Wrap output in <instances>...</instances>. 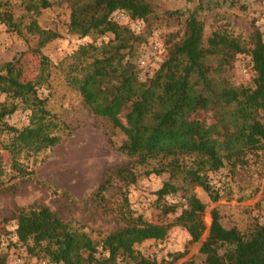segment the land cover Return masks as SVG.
I'll return each mask as SVG.
<instances>
[{"label": "trees", "instance_id": "1", "mask_svg": "<svg viewBox=\"0 0 264 264\" xmlns=\"http://www.w3.org/2000/svg\"><path fill=\"white\" fill-rule=\"evenodd\" d=\"M62 3L69 10L65 26L70 36L113 37L98 45L79 46L65 68V82L80 95L83 105L123 135L116 150L128 162L100 179L92 201L109 213L104 193L110 179L115 177L125 186L134 184L138 178L134 168L156 163L145 175H169L156 193L155 205L172 219L168 224L145 221L124 199L117 210L110 211L117 213L120 226L95 239L72 226L60 210L44 205L17 207L9 218L16 222L14 245L20 244L30 257L48 264H171L165 257L150 259L140 254L136 246L163 241L173 227L182 228L190 243L198 242L205 231V205L185 185L200 187L216 200L218 191L208 174L224 166L233 175L244 171L249 154L264 141V36L253 22L247 43L225 30L205 37L204 23L195 11L159 12L152 0H21L28 23L24 17L16 19L8 3L0 1L5 9L0 11V23L26 41L34 39L39 59L32 80L21 78L19 57L0 65V94L6 99L0 103V134L11 135L3 147L9 155L10 179L31 174L19 161L22 154L27 157L53 148L74 130L50 113L47 99L38 95L50 81V61L42 50L62 35L40 26L37 19L43 10ZM118 14L141 21L148 29L163 22L182 26L181 34L168 36L165 59L144 81L138 76L137 59L139 47L148 42L146 34L120 25ZM240 55L250 58V87L233 86L225 74ZM19 107L30 111L29 124L21 129L4 121ZM179 191L184 202L176 216L177 206L163 200ZM199 254L201 264H264V218L244 231L228 229L213 210ZM0 264H7L6 255H0Z\"/></svg>", "mask_w": 264, "mask_h": 264}, {"label": "rangeland", "instance_id": "2", "mask_svg": "<svg viewBox=\"0 0 264 264\" xmlns=\"http://www.w3.org/2000/svg\"><path fill=\"white\" fill-rule=\"evenodd\" d=\"M0 1L8 3L16 19L24 17V23H28L29 18L25 17L20 5L21 0ZM152 3L159 12L195 11L204 23L205 37H209L213 31L225 30L247 43L253 22L264 36V0H152ZM3 10L4 6L0 7V11ZM68 18L69 10L62 3L43 10L37 19L40 26L56 29L62 35V38L51 42L42 50L50 61V81L49 87L41 88L38 95L47 99L46 109L50 113L55 114L70 129H74L72 134L64 135L61 142L53 148L27 157L22 154L19 161L31 174L15 179H10L12 171L9 167V155L3 148L11 135L0 134V255H6L7 264L41 262L30 257L20 244L14 245L16 222L9 218L17 207L44 205L51 210H60L72 226L91 233L95 239H100L120 226L117 213L110 211L117 210L124 199L131 211L141 215L145 221L168 224L172 219L158 211L155 205L156 193L169 175H145V171L155 167L156 163L144 168H134L138 175L134 184L125 186L115 177L110 179L111 183L104 193L109 213L102 211L92 201L90 196L100 179L106 174L110 175L114 168L128 162L116 150L123 141V135L117 129H112L108 121L95 117L83 105L80 95L65 82V68L79 46L88 43L98 45L113 37L91 36L82 40L70 36L65 26ZM116 20L135 33L146 34L148 42L139 47L137 59L140 71L138 76L142 81L152 76L165 59L168 36L176 32L182 33L181 24L176 23H154L148 29L143 22L130 21L124 14H118ZM35 46L34 39L26 41L24 37L0 23V65L19 57L18 67L23 80H32L36 76L39 59L34 52ZM141 60L145 61V66L140 64ZM249 60L247 55L237 56L232 68L225 72L233 86H252ZM5 100V95L0 94V103ZM29 115V110L19 107L12 115L5 117L4 121L21 129L29 124ZM259 145L258 150L249 154L250 162L244 171L238 170L233 175L224 166L219 171L208 174L210 184L218 191L216 200H212L200 187L185 185L205 205V231L198 242L190 243L188 234L182 228L173 227L163 241H146L136 246V250L150 259L165 257L171 264L189 261L201 264L203 257L199 254V249L208 235L213 210L217 211L221 224L228 229L235 227L244 231L255 222H263L264 141ZM182 195L179 191L177 194L165 196L163 200L177 206L176 216L182 209ZM176 255H180L178 259H175Z\"/></svg>", "mask_w": 264, "mask_h": 264}, {"label": "built area", "instance_id": "3", "mask_svg": "<svg viewBox=\"0 0 264 264\" xmlns=\"http://www.w3.org/2000/svg\"><path fill=\"white\" fill-rule=\"evenodd\" d=\"M140 64L142 65V66H145V61L144 60H141L140 61ZM19 262V261H18ZM39 264H48V263H46L45 261H41V262H39Z\"/></svg>", "mask_w": 264, "mask_h": 264}]
</instances>
